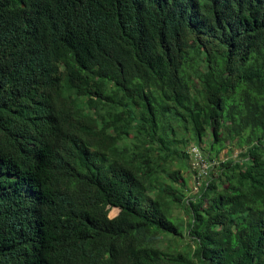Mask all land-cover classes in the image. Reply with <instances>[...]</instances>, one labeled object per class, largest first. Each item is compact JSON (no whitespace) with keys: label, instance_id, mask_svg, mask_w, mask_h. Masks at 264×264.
Masks as SVG:
<instances>
[{"label":"trees","instance_id":"16d2710c","mask_svg":"<svg viewBox=\"0 0 264 264\" xmlns=\"http://www.w3.org/2000/svg\"><path fill=\"white\" fill-rule=\"evenodd\" d=\"M123 1L0 0V264H264V0Z\"/></svg>","mask_w":264,"mask_h":264},{"label":"clouds","instance_id":"9594fccd","mask_svg":"<svg viewBox=\"0 0 264 264\" xmlns=\"http://www.w3.org/2000/svg\"><path fill=\"white\" fill-rule=\"evenodd\" d=\"M94 1H98V0H94ZM124 1L126 3H128L127 0H124ZM32 3L37 5V6H39L42 3H45L48 10L54 15V19H55V21L57 20V23H56V26L51 28L52 33H56L59 35H62V34L75 35L76 30L82 29V28L78 27V24H82L85 27L89 26V24L99 25V18L96 16H93L92 14L86 20L80 21V23H77V22H74V21L68 19V16H67L68 12H70L71 10H75V7H76L75 0H30V4H32ZM193 3H194V0H193ZM22 5L27 7L28 2H24L23 4H21V6ZM12 168H13L12 172L15 174V175H12V178L19 179L20 183L28 182L31 179L30 167L26 163L19 161L17 163H14ZM189 170H190V166H189ZM190 173H191V187H192V172H191V170H190ZM208 174H209V171H208ZM207 177H206L205 181L201 184V186L204 183H206ZM201 186L199 187V189L201 188ZM191 191H192V194H196L198 192V191L194 192L192 188H191ZM108 218H112V217H108ZM46 240H43V241L39 240V241L35 242V244H34L33 251H34L36 263H38V264L41 263L42 252H43V250L46 246V242H47ZM103 257L106 258L105 256H103ZM96 262H97V259L84 258V257L78 256V257L69 258L62 264H96Z\"/></svg>","mask_w":264,"mask_h":264},{"label":"built area","instance_id":"2783aa9c","mask_svg":"<svg viewBox=\"0 0 264 264\" xmlns=\"http://www.w3.org/2000/svg\"><path fill=\"white\" fill-rule=\"evenodd\" d=\"M188 155L190 158L189 166L192 172V189L196 192L209 175L208 171L211 163L206 161L203 155L194 147L189 149Z\"/></svg>","mask_w":264,"mask_h":264},{"label":"rangeland","instance_id":"374dc122","mask_svg":"<svg viewBox=\"0 0 264 264\" xmlns=\"http://www.w3.org/2000/svg\"><path fill=\"white\" fill-rule=\"evenodd\" d=\"M238 152V150L236 148H234V146L231 147H227V148H223L218 154L217 156L214 158L219 162L226 160L229 157H235L236 153ZM169 170L172 171H176V168L173 166L171 167ZM189 169L186 170H182L179 172V175L181 176V178H179L177 180V184L182 183V180H184V188L187 189V193L192 195V191H191V175L189 176ZM164 184V183H163ZM173 215H176L182 219H185V214L183 211H180L178 208H173L172 209ZM117 213L116 209H111L108 213V217H113L115 214Z\"/></svg>","mask_w":264,"mask_h":264}]
</instances>
